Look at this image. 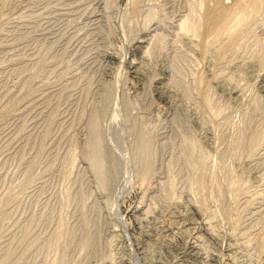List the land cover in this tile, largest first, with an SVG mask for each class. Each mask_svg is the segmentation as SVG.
<instances>
[{"label":"rangeland","instance_id":"1","mask_svg":"<svg viewBox=\"0 0 264 264\" xmlns=\"http://www.w3.org/2000/svg\"><path fill=\"white\" fill-rule=\"evenodd\" d=\"M198 1L0 0V264H264V15Z\"/></svg>","mask_w":264,"mask_h":264},{"label":"bare ground","instance_id":"2","mask_svg":"<svg viewBox=\"0 0 264 264\" xmlns=\"http://www.w3.org/2000/svg\"><path fill=\"white\" fill-rule=\"evenodd\" d=\"M39 1V0H38ZM63 1V0H62ZM70 1V0H69ZM71 1H73V0H71ZM80 1V3H81V1L82 0H79ZM196 1V0H195ZM200 1V2H199ZM198 2H199V5H201L202 7H205V5H203L204 3H203V0H199ZM43 2V1H42ZM46 2V1H45ZM68 2V1H67ZM85 2H87V1H85ZM97 2V1H96ZM226 2V1H225ZM228 2V1H227ZM263 2H264V0H233L231 3H229V4H227V3H224V1L223 0H216V3L214 4V6H212V7H205V10H204V13H203V15L201 16V14L200 15H198V16H200V17H198L199 19H200V21L199 22H197L198 21V19L196 20V24H195V22L191 19V17L189 16V14L188 15H186V16H184L183 18L182 17H180L179 19H180V21H179V24H178V30L179 31H181V32H188V30L189 29H191V28H195L196 26H199V24L201 23V21H203L204 22V24H202V25H204L205 26V28H206V30H204L205 31V33H207V35L208 34H210V35H212V36H210V37H212L213 39H214V41H213V39H212V41L213 42H215L216 43V41L215 40H220L223 36V39H222V44L219 42H217L218 44H221L223 47H230L231 45H233V44H235L236 43V45H238L237 44V42H238V40H239V36H241L240 34L242 33V30H247L248 28H250V29H252V27H253V25H256L255 23H254V21H252L253 19H254V16H258V15H256V14H258V12H260L259 14L261 15H264V12L263 13H261V11L260 10H263L264 8L262 7L263 6ZM41 3V2H40ZM70 3V2H69ZM74 3V2H73ZM84 3V2H83ZM88 3V2H87ZM44 4V3H43ZM49 4V3H48ZM47 4V5H48ZM68 4V3H67ZM75 4V3H74ZM157 4V3H156ZM163 4V3H162ZM62 5V4H61ZM70 5V4H69ZM79 5V4H78ZM81 5V4H80ZM87 5V4H86ZM158 5V4H157ZM157 5H154V7L155 6H157ZM50 6V5H49ZM63 6H65V5H63ZM71 6V5H70ZM83 6V5H82ZM93 6V5H92ZM95 6H96V4H95ZM161 6V5H160ZM74 7V6H73ZM81 7V6H80ZM153 7V8H154ZM162 7V6H161ZM44 8H45V6H44ZM51 8V7H50ZM64 8V7H63ZM66 8V7H65ZM68 8V7H67ZM263 8V9H262ZM42 9V8H41ZM48 9V8H47ZM47 9H45L46 11H47ZM95 9V8H94ZM74 10V9H73ZM81 10V9H80ZM156 10V9H155ZM154 10V11H155ZM53 11V10H52ZM68 11V10H67ZM79 11V10H78ZM86 11V10H85ZM88 11V10H87ZM90 11H93L92 9L90 10ZM124 11V10H123ZM151 11V12H150ZM150 11H149V15L150 16H152V13L154 12H152V10L150 9ZM40 12V11H39ZM50 13H51V11H50ZM155 13V12H154ZM189 13V12H188ZM123 14V13H122ZM121 14V15H122ZM128 14H130V13H128ZM156 14V13H155ZM45 15H47V13L45 14ZM96 15V14H95ZM124 15V14H123ZM54 16V15H53ZM58 16H61L60 15V13H59V15ZM126 15H124V17H125ZM128 16V15H127ZM127 16H126V18H127ZM50 17V16H49ZM122 17V16H121ZM153 17V16H152ZM151 17V18H152ZM43 18V17H42ZM76 18V17H75ZM261 18V17H260ZM264 18V17H263ZM53 19V18H52ZM55 19V18H54ZM108 19V18H107ZM124 19V18H123ZM150 19V18H149ZM125 20V19H124ZM129 19L127 18V21H128ZM255 21L257 20V19H254ZM264 20V19H263ZM41 21H42V19H41ZM54 21V20H53ZM60 21V20H59ZM73 21V20H72ZM101 21V20H100ZM258 21V20H257ZM259 21H260V19H259ZM258 21V22H259ZM78 22V21H77ZM77 22H76V24H77ZM80 22V21H79ZM87 22V21H86ZM252 22H253V24H252ZM262 22V21H261ZM57 23V22H56ZM55 23V24H56ZM60 23H62V22H60ZM91 23V22H90ZM122 23V22H121ZM198 23V24H197ZM54 24V23H53ZM250 24H252V27L250 26L249 27V25ZM41 25H42V23H41ZM49 25H50V23H49ZM62 25V24H61ZM93 25V24H92ZM125 25V24H124ZM200 26L202 29H204L203 28V26ZM57 26V25H56ZM78 26V25H77ZM122 26V25H121ZM42 27V26H41ZM52 27H54V26H52ZM58 27V26H57ZM57 27H55V28H57ZM82 27V26H81ZM81 27H79V28H81ZM93 27V26H92ZM96 27V26H95ZM200 27H196V28H199L198 30H200ZM43 28V27H42ZM48 28V27H47ZM77 28V27H76ZM87 28V27H86ZM90 28H91V26H90ZM99 28V27H98ZM125 28V27H124ZM193 28V29H194ZM195 28V29H196ZM254 28H257V26L256 27H253V30H254ZM45 29H46V27H45ZM53 29V28H52ZM51 29V30H52ZM61 29V28H60ZM59 29V31H61ZM250 29L249 30H247V32L248 33H251L250 32ZM67 30V29H66ZM83 30V29H82ZM99 30V29H98ZM105 30V29H104ZM44 31V30H43ZM53 31V30H52ZM70 31V30H69ZM83 31H85V30H83ZM83 31H81V32H83ZM108 31H111V30H108ZM125 31V30H124ZM252 31V30H251ZM45 32V31H44ZM76 32V31H75ZM86 32V31H85ZM106 32H107V30H106ZM244 32V31H243ZM257 32V31H256ZM262 32V31H261ZM96 33V32H95ZM103 33V32H102ZM108 33V32H107ZM109 33H111V32H109ZM108 33V34H109ZM156 33V32H155ZM57 34V33H56ZM55 34V35H56ZM64 35H65V33H63ZM74 34V33H73ZM87 34V33H86ZM123 34H126V32L125 33H123ZM161 34V33H160ZM243 35L245 34V33H242ZM42 35V34H41ZM51 35V34H50ZM88 35V34H87ZM98 35V34H97ZM96 35V36H97ZM103 35V34H102ZM113 35H115V34H113ZM156 35V34H155ZM153 35V37H158L159 35ZM245 35H248L249 36V34H245ZM253 35V34H252ZM257 34H255V36H256ZM58 36H60V35H58ZM57 36V37H58ZM69 36H71L70 34H69ZM84 36V35H83ZM95 36V35H94ZM116 36V35H115ZM165 36V35H164ZM167 36V35H166ZM165 36V37H166ZM178 36V35H177ZM255 36H251V37H255ZM54 37V36H53ZM76 37H78V35L76 36ZM80 37V36H79ZM85 37V36H84ZM105 37V36H104ZM110 37V36H109ZM126 37V36H125ZM140 37V36H139ZM143 37V36H142ZM149 37V36H148ZM152 37V36H151ZM160 37V36H159ZM242 37H244V36H242ZM250 37V38H251ZM55 38V37H54ZM60 38V37H59ZM72 38V37H71ZM93 38V37H92ZM101 38V37H100ZM144 38V37H143ZM142 38V39H143ZM245 38H247V37H245ZM250 38H248V39H250ZM257 38V37H256ZM86 39V38H85ZM99 39V38H98ZM136 39V38H135ZM147 39V38H146ZM244 38H242L241 40H243ZM255 39V38H254ZM56 40V39H55ZM66 40V39H65ZM78 40V39H77ZM100 40V39H99ZM153 40V39H152ZM245 40V39H244ZM256 40V39H255ZM61 41V40H60ZM74 41V40H73ZM86 41V40H85ZM101 41V40H100ZM155 41H158V38H157V40H155V38H154V43H155ZM166 41V40H165ZM57 42H58V40H57ZM70 42H72L71 41V39H70ZM75 42V41H74ZM87 42V41H86ZM92 42V41H91ZM93 42H95V41H93ZM104 42V41H103ZM132 42V41H131ZM144 42H146V41H144V39L143 40H140V41H138V45L137 46H140V47H143L144 45H143V43ZM153 42V41H152ZM151 42V43H152ZM160 42H161V44H162V42H163V38H162V41L160 40ZM160 42H158V43H160ZM257 42H259L258 41V39H257ZM65 43V42H64ZM67 43V42H66ZM65 43V45H67ZM77 43V42H76ZM75 43V44H76ZM126 43V42H125ZM165 43V42H164ZM239 44L241 43V42H238ZM70 44V43H69ZM68 44V45H69ZM110 44H112V43H110ZM242 44V43H241ZM240 44V45H241ZM67 45V46H68ZM73 45V44H72ZM78 45V44H77ZM87 45H89V44H87ZM91 45V44H90ZM97 45V44H96ZM99 45V44H98ZM106 45V44H105ZM147 45L148 46H150L151 44H150V42H148L147 43ZM160 45V44H159ZM236 45H234V47H236ZM261 45H262V43H261ZM81 46V45H80ZM85 46V45H84ZM103 46V45H102ZM109 46V45H108ZM131 46V45H130ZM146 46V45H145ZM166 46V45H165ZM239 46V45H238ZM66 47V46H65ZM73 47V46H72ZM93 47V46H92ZM96 47V46H95ZM104 47V46H103ZM110 47V46H109ZM111 47H113V45L111 46ZM120 47V46H119ZM262 47H263V45H262ZM122 48V47H121ZM153 48V47H152ZM158 48H159V46H158ZM230 48H233V47H230ZM230 48H228L229 50H232V49H230ZM261 48V47H260ZM222 49V48H221ZM224 49V48H223ZM223 49H222V51H223ZM227 49V48H226ZM136 50V49H135ZM139 50V49H138ZM258 50V49H257ZM260 51V50H259ZM224 52V51H223ZM225 52H226V50H225ZM261 54H263L264 55V53H262L261 52ZM261 54H260V56H261ZM109 57V56H108ZM133 64V63H132ZM134 65V64H133ZM199 79V78H198ZM201 80V79H200ZM199 83V82H198ZM201 85H203L202 83H201ZM206 86V85H205ZM204 88V87H203ZM204 97H205V95H204ZM260 126V125H259ZM262 129H263V126H260ZM261 129V130H262ZM261 130H260V132L259 133H261ZM264 132V131H263ZM259 133H258V135H259ZM264 134V133H263ZM261 135V134H260ZM252 136V135H251ZM262 136V135H261ZM253 138V137H252ZM251 139V138H250ZM251 141V140H250ZM252 142V141H251ZM248 143V142H247ZM250 145H252V144H250ZM213 148V147H212ZM210 150V149H209ZM212 150V149H211ZM264 150V149H263ZM218 152V151H217ZM212 154V153H211ZM220 155V154H219ZM209 157V156H208ZM214 157V156H213ZM218 157V156H217ZM219 158H220V156H219ZM209 159H210V157H209ZM208 159V160H209ZM211 160V159H210ZM97 161H99L98 163H100V160L99 159H97ZM202 161V160H201ZM215 161V160H214ZM205 162V161H204ZM211 162V161H210ZM219 162H221V161H219ZM224 162V161H223ZM222 162V163H223ZM199 163V162H198ZM197 163V164H198ZM202 164H204L203 162H201ZM209 163V162H208ZM211 164V163H210ZM198 166H199V164H198ZM220 165H218V167H219ZM223 166V165H222ZM201 167H203V166H201ZM207 167V166H206ZM200 168V167H199ZM198 168V169H199ZM222 168H224V167H222ZM196 169V168H195ZM194 169V170H195ZM202 169V168H201ZM200 169V170H201ZM206 169V168H205ZM204 169V170H205ZM209 169V168H208ZM221 169V168H220ZM203 170V169H202ZM203 170V171H204ZM207 170V169H206ZM209 170H207V172H208ZM220 171V170H219ZM206 172V173H207ZM220 172H222V169H221V171ZM202 173V172H201ZM203 173H205V172H203ZM263 173V172H262ZM212 174V173H211ZM214 174V173H213ZM198 175V174H197ZM199 175H200V172H199ZM206 174H204V176H205ZM212 176V175H211ZM222 176V175H221ZM263 177V176H262ZM261 177V178H262ZM205 178V177H204ZM218 178H219V176H218ZM206 179H208V178H206ZM211 180V179H210ZM220 180V179H219ZM262 180V179H261ZM264 180V179H263ZM215 181V180H214ZM213 182V181H212ZM211 183V182H210ZM219 183H221V182H219ZM215 185V184H214ZM208 186V185H207ZM215 187H217V186H215ZM222 187V186H221ZM224 187H225V184H224ZM208 188V187H207ZM221 189V188H220ZM219 189V190H220ZM223 189V188H222ZM225 189V188H224ZM227 189V188H226ZM212 191V190H211ZM228 191V190H227ZM257 191V190H256ZM262 191V190H261ZM215 192V191H214ZM224 192V191H223ZM258 192V191H257ZM225 193H226V191H225ZM261 193V192H260ZM216 194V193H215ZM224 194V193H223ZM227 194V193H226ZM256 194H259V193H256ZM222 195V194H221ZM255 195V194H254ZM253 195V196H254ZM219 196V195H218ZM252 196V195H251ZM223 197H224V195H223ZM255 197V196H254ZM261 197L263 198V196L261 195ZM253 198V197H252ZM220 200V199H219ZM224 200H226V199H224ZM222 201H223V199H222ZM248 201V200H247ZM253 201V200H252ZM254 201H256V200H254ZM224 203V202H223ZM227 204H228V202H226ZM225 203V204H226ZM260 203V202H259ZM262 203V202H261ZM254 204V203H253ZM228 205H230V204H228ZM223 206H225V205H223ZM225 208H227V205H226V207ZM225 208H223V209H225ZM259 208V207H258ZM196 210V209H195ZM199 210V209H198ZM227 210V209H226ZM255 211V210H254ZM253 211V212H254ZM225 212V211H224ZM256 212V211H255ZM258 212V211H257ZM264 212V211H263ZM229 213V212H228ZM262 213V212H261ZM264 214V213H263ZM260 215H262V214H260ZM257 217V216H256ZM256 217L254 218V219H256ZM262 217V216H261ZM264 217V216H263ZM260 219V218H259ZM258 219V220H259ZM204 221H206V220H204ZM256 222V221H255ZM263 222V221H262ZM261 222V223H262ZM206 223V222H205ZM209 223H211V222H209ZM259 223V222H258ZM255 224V223H254ZM256 224H257V222H256ZM263 224V223H262ZM262 224H261V226H262ZM206 226V225H205ZM209 226H212V225H209ZM245 226V225H244ZM201 227V226H200ZM246 227V226H245ZM249 227H251V226H249ZM203 228V227H202ZM208 228V227H207ZM213 228V227H212ZM214 230V229H213ZM195 231V230H194ZM201 233V232H200ZM206 233H207V231H206ZM210 233V232H209ZM212 233V232H211ZM263 235H264V233H263ZM191 241V240H190ZM189 242V241H188ZM263 242V241H262ZM191 243V242H190ZM188 246V245H187ZM187 249V248H186ZM190 255V254H189Z\"/></svg>","mask_w":264,"mask_h":264}]
</instances>
